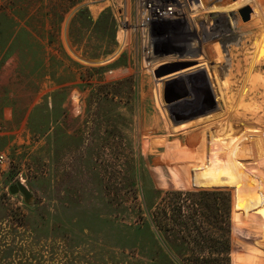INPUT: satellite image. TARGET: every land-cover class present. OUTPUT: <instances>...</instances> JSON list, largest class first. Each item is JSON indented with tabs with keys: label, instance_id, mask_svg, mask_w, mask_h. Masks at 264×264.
I'll use <instances>...</instances> for the list:
<instances>
[{
	"label": "rangeland",
	"instance_id": "obj_1",
	"mask_svg": "<svg viewBox=\"0 0 264 264\" xmlns=\"http://www.w3.org/2000/svg\"><path fill=\"white\" fill-rule=\"evenodd\" d=\"M174 60L208 81L162 86ZM0 155V264H192L171 205L194 167L264 190V0H0ZM228 192L233 264L264 217Z\"/></svg>",
	"mask_w": 264,
	"mask_h": 264
},
{
	"label": "trees",
	"instance_id": "obj_2",
	"mask_svg": "<svg viewBox=\"0 0 264 264\" xmlns=\"http://www.w3.org/2000/svg\"><path fill=\"white\" fill-rule=\"evenodd\" d=\"M247 154L254 155V151ZM196 179L192 184L204 190L180 191L172 209L178 224L186 230V235L194 242L192 264H230L229 237L230 219L228 208L230 195L234 191L233 206L241 213H258L264 217V190L258 176L248 171L242 163H222L215 166L205 165L206 171L194 167ZM226 187L225 189H222ZM228 189V190H226ZM207 219L214 231L202 232L197 222ZM264 232V222L262 223ZM195 232V236L191 235ZM189 240L185 239V244ZM233 264H264V237L261 240L236 239ZM186 249L182 245L180 249ZM167 250H170L167 248ZM188 264L189 261H188Z\"/></svg>",
	"mask_w": 264,
	"mask_h": 264
},
{
	"label": "bare ground",
	"instance_id": "obj_3",
	"mask_svg": "<svg viewBox=\"0 0 264 264\" xmlns=\"http://www.w3.org/2000/svg\"><path fill=\"white\" fill-rule=\"evenodd\" d=\"M152 4H155V3H152ZM172 8L173 7L168 6V8H166L167 9L166 12H171L173 10ZM152 10H153V14H155V12L157 11L156 7H152ZM145 19L147 20V18ZM193 64H195V62L190 61V60H174V61L162 62L153 69V74L156 78H161L162 86L165 85L170 79L177 78V77H188L190 74H194L196 72H203L205 75V78L207 79V74L204 68L197 67V68L190 69V70L187 69Z\"/></svg>",
	"mask_w": 264,
	"mask_h": 264
},
{
	"label": "water",
	"instance_id": "obj_4",
	"mask_svg": "<svg viewBox=\"0 0 264 264\" xmlns=\"http://www.w3.org/2000/svg\"><path fill=\"white\" fill-rule=\"evenodd\" d=\"M178 81H179L178 79H177V80L175 79V80L171 81L170 83H169V82H167V83H168V85H171L173 82H178ZM9 191H10L11 193H14V192L19 191V192H21L25 197H29V195H30L28 189H27V188L25 187V185H23L21 182H17L16 185L10 186V187H9Z\"/></svg>",
	"mask_w": 264,
	"mask_h": 264
},
{
	"label": "built area",
	"instance_id": "obj_5",
	"mask_svg": "<svg viewBox=\"0 0 264 264\" xmlns=\"http://www.w3.org/2000/svg\"><path fill=\"white\" fill-rule=\"evenodd\" d=\"M166 4H167V3H166ZM149 5H150V4H149ZM149 5H148V6H149ZM169 5H172V4H168V6H169ZM162 6H163L162 8H165V7H166V6H164V4H163ZM168 6H167V7H168ZM149 7H150V6H149ZM170 7H172V6H170ZM162 10H163V9H162ZM156 12H158V9H157ZM144 14H145L146 16H147V15H152L151 13H143L142 15H144ZM152 16H154V15H152ZM142 17H143V16H142ZM143 18H147V17H143ZM147 20H148V19H147ZM147 20H146V22H147ZM1 161H2V155H0V162H1Z\"/></svg>",
	"mask_w": 264,
	"mask_h": 264
}]
</instances>
